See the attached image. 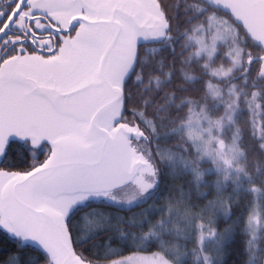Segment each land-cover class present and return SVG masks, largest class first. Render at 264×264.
<instances>
[{
  "label": "snow or ice",
  "instance_id": "1",
  "mask_svg": "<svg viewBox=\"0 0 264 264\" xmlns=\"http://www.w3.org/2000/svg\"><path fill=\"white\" fill-rule=\"evenodd\" d=\"M0 264H264V0H0Z\"/></svg>",
  "mask_w": 264,
  "mask_h": 264
}]
</instances>
